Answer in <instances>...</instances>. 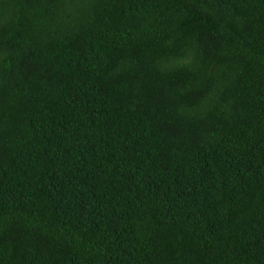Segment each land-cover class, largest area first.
<instances>
[{
  "label": "trees",
  "instance_id": "obj_1",
  "mask_svg": "<svg viewBox=\"0 0 264 264\" xmlns=\"http://www.w3.org/2000/svg\"><path fill=\"white\" fill-rule=\"evenodd\" d=\"M0 264H264V0H0Z\"/></svg>",
  "mask_w": 264,
  "mask_h": 264
}]
</instances>
